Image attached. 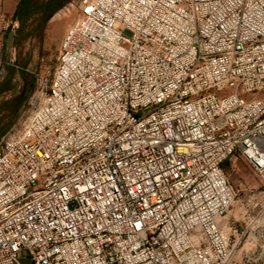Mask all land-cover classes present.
<instances>
[{
    "label": "built area",
    "instance_id": "1",
    "mask_svg": "<svg viewBox=\"0 0 264 264\" xmlns=\"http://www.w3.org/2000/svg\"><path fill=\"white\" fill-rule=\"evenodd\" d=\"M77 8L0 142V264H230L223 164L264 178V0Z\"/></svg>",
    "mask_w": 264,
    "mask_h": 264
},
{
    "label": "rangeland",
    "instance_id": "2",
    "mask_svg": "<svg viewBox=\"0 0 264 264\" xmlns=\"http://www.w3.org/2000/svg\"><path fill=\"white\" fill-rule=\"evenodd\" d=\"M78 1L67 0L56 6L55 0H36L32 9L47 6L56 10L48 15L34 11L23 18L26 21L13 25V45L0 59V88H8L0 92V142L20 129L21 122L50 84L60 41L78 16ZM31 84L36 92L19 105L24 88ZM223 167L236 194L227 213L234 214V221L225 227L221 225L225 217L219 222L222 234L232 246L230 264H264V178L240 157H232ZM229 226L237 232L232 233Z\"/></svg>",
    "mask_w": 264,
    "mask_h": 264
},
{
    "label": "crops",
    "instance_id": "3",
    "mask_svg": "<svg viewBox=\"0 0 264 264\" xmlns=\"http://www.w3.org/2000/svg\"><path fill=\"white\" fill-rule=\"evenodd\" d=\"M20 0H0V59H4L5 51L9 50L14 41V32L7 29L8 22L12 20L14 10ZM234 221V214H227L225 220L221 223L223 227ZM229 229V227H228ZM25 260L28 264H32L28 258H22L21 264H25Z\"/></svg>",
    "mask_w": 264,
    "mask_h": 264
},
{
    "label": "trees",
    "instance_id": "4",
    "mask_svg": "<svg viewBox=\"0 0 264 264\" xmlns=\"http://www.w3.org/2000/svg\"><path fill=\"white\" fill-rule=\"evenodd\" d=\"M50 1H53V0H50ZM66 1L67 0H55V4H56V6H59ZM35 2H36V0H20V2L16 6V9L14 10L12 20L24 22L26 20H23V18L28 17L34 11L39 12L40 15L41 14L48 15V14H51L52 12H54L56 10V8H48L47 6H45V7H43V6L39 7L38 6V8L32 9V3L34 4ZM7 89L8 88H6V87H2V88H0V92L5 91ZM35 90H36V88L32 84L25 87L23 90V92H24L23 96H20V98H19V100H21V102H19L20 103L19 105L26 102L27 99L31 98V96L35 92ZM16 99L18 100V98H16Z\"/></svg>",
    "mask_w": 264,
    "mask_h": 264
},
{
    "label": "bare ground",
    "instance_id": "5",
    "mask_svg": "<svg viewBox=\"0 0 264 264\" xmlns=\"http://www.w3.org/2000/svg\"><path fill=\"white\" fill-rule=\"evenodd\" d=\"M224 218V217H223ZM220 222V221H219ZM219 226H220V224H219Z\"/></svg>",
    "mask_w": 264,
    "mask_h": 264
}]
</instances>
